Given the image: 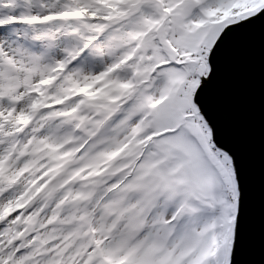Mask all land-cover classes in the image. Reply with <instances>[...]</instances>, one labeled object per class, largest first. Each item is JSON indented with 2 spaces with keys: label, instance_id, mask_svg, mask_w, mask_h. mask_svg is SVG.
I'll list each match as a JSON object with an SVG mask.
<instances>
[{
  "label": "snow or ice",
  "instance_id": "6c2138e0",
  "mask_svg": "<svg viewBox=\"0 0 264 264\" xmlns=\"http://www.w3.org/2000/svg\"><path fill=\"white\" fill-rule=\"evenodd\" d=\"M264 0H0V264H241L217 85Z\"/></svg>",
  "mask_w": 264,
  "mask_h": 264
},
{
  "label": "water",
  "instance_id": "95a60500",
  "mask_svg": "<svg viewBox=\"0 0 264 264\" xmlns=\"http://www.w3.org/2000/svg\"><path fill=\"white\" fill-rule=\"evenodd\" d=\"M228 106L230 138L245 168L249 208L241 264H264V40L259 32L232 59L217 85Z\"/></svg>",
  "mask_w": 264,
  "mask_h": 264
}]
</instances>
